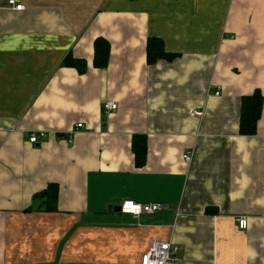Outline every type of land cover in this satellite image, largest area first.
Instances as JSON below:
<instances>
[{
	"label": "crops",
	"instance_id": "obj_1",
	"mask_svg": "<svg viewBox=\"0 0 264 264\" xmlns=\"http://www.w3.org/2000/svg\"><path fill=\"white\" fill-rule=\"evenodd\" d=\"M21 4L0 0V264H140L153 240L175 246L167 264H264V0ZM149 38L177 57L148 65ZM256 89V134L241 136L240 98ZM49 184L50 213L34 201ZM126 200L163 209L108 211Z\"/></svg>",
	"mask_w": 264,
	"mask_h": 264
},
{
	"label": "trees",
	"instance_id": "obj_2",
	"mask_svg": "<svg viewBox=\"0 0 264 264\" xmlns=\"http://www.w3.org/2000/svg\"><path fill=\"white\" fill-rule=\"evenodd\" d=\"M110 45L104 39L94 41L93 67L104 69L108 64ZM177 55L169 54L164 50L163 43L160 39L149 38L146 47V60L148 65H154L159 60L171 62ZM65 67L76 69L79 73L85 72L86 64L83 60L65 58ZM263 107V96L256 89L251 95L240 98L239 108V127L238 133L241 136H254L256 134L257 122L261 116ZM132 152L137 167L142 166L146 161V144L143 139L137 136L132 140ZM58 198V186L49 184L44 190L35 194L34 201L40 204L38 210L44 212H56Z\"/></svg>",
	"mask_w": 264,
	"mask_h": 264
},
{
	"label": "built area",
	"instance_id": "obj_3",
	"mask_svg": "<svg viewBox=\"0 0 264 264\" xmlns=\"http://www.w3.org/2000/svg\"><path fill=\"white\" fill-rule=\"evenodd\" d=\"M8 5L16 11H21L24 9V6L21 4V0H8ZM217 95V93H216ZM102 109L105 113L109 111H115L117 105L111 101H106L102 105ZM193 117L201 118L203 115L202 111L194 110L191 112ZM77 128H81L82 124H77ZM46 137L45 132L31 133L28 136V142L32 145L38 144L40 140ZM192 158L191 153H186L183 156L185 163H190ZM120 213L123 215H128L133 218H138L141 215H154L161 209L163 205L159 203L152 204H139L130 200L123 201L119 207ZM247 226V220L245 217L238 219V228L245 230ZM176 252L175 246L170 242H163L159 240H153L148 251L142 256L140 264H167L174 259Z\"/></svg>",
	"mask_w": 264,
	"mask_h": 264
},
{
	"label": "water",
	"instance_id": "obj_4",
	"mask_svg": "<svg viewBox=\"0 0 264 264\" xmlns=\"http://www.w3.org/2000/svg\"><path fill=\"white\" fill-rule=\"evenodd\" d=\"M108 211H109V212L114 211V212H116V213H120V209H119V207H116V208L108 207Z\"/></svg>",
	"mask_w": 264,
	"mask_h": 264
}]
</instances>
